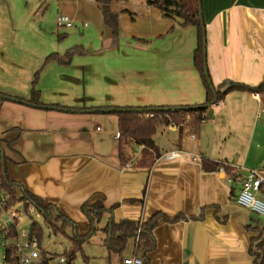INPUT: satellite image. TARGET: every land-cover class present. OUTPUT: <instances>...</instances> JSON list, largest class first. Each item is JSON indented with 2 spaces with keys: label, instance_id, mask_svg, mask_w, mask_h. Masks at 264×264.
Wrapping results in <instances>:
<instances>
[{
  "label": "crops",
  "instance_id": "0c3cea01",
  "mask_svg": "<svg viewBox=\"0 0 264 264\" xmlns=\"http://www.w3.org/2000/svg\"><path fill=\"white\" fill-rule=\"evenodd\" d=\"M148 1L113 4L120 25L115 39L95 0H50L52 13L43 17L23 9L18 15L16 5L0 0V95L18 100L0 105L12 192L21 198L27 190L73 222L85 202L103 196L106 209L115 206L103 216V227L111 219L143 223L158 212L182 216L155 228L149 264H254L251 238L254 228H264V218L238 206L241 184H229L204 161L229 162L243 176L264 172L261 96L234 91L209 106L200 122L187 115L178 124L160 123L153 140L161 157L149 170L138 167L142 146L120 144L115 114L88 111L206 102L194 65L197 29L165 17ZM202 9L215 88L230 81L264 85V0H202ZM55 14L75 20L82 35L71 31L67 40L76 41L47 44ZM72 48L81 53L71 63L50 59ZM37 75L35 88L48 108L28 103ZM170 152L182 157L164 159Z\"/></svg>",
  "mask_w": 264,
  "mask_h": 264
},
{
  "label": "trees",
  "instance_id": "16d2710c",
  "mask_svg": "<svg viewBox=\"0 0 264 264\" xmlns=\"http://www.w3.org/2000/svg\"><path fill=\"white\" fill-rule=\"evenodd\" d=\"M118 1L119 0H95L102 12L105 24L113 30L115 39L119 37L120 25L119 14L112 10V6ZM148 5L159 8L165 17L180 20L183 27H195L197 29L198 45L194 52V65L202 78L207 93V99L201 106L183 107L177 110H174V108H148L143 109L144 111L142 113H137L136 111H133L135 109L131 108H114L116 110L114 112H110L109 109L97 110L102 111L103 113H113L118 117L119 141L121 145L129 141H134L139 146H144L142 159L139 162L138 167L145 170L151 169L154 166L156 159L161 157L160 150L153 140L160 123L164 122L169 124L174 122L178 124L183 121L187 115H191L192 118L200 122L203 113L207 109L206 107L212 105L214 99L219 102L229 93L234 91H249L259 94L264 101V85L259 87H249L244 84L230 81L224 83L221 86V89H216L213 82L211 85L208 84L204 72L207 39L204 15L200 13L202 0H149ZM202 21L204 22L205 29L202 26ZM79 53H81L79 48H72L64 57L52 55L50 56V59H59L62 64H69L74 56L79 55ZM37 80L38 75L33 85L31 99L28 103L48 108L41 102L40 92L35 88ZM223 87H227V89L222 91ZM148 114H154V117H147ZM160 115L162 118H159ZM7 161L8 158L4 149L1 147L0 140V196L7 198V207L15 208L17 203L21 202L25 204L27 211L29 207L35 209L40 212L49 223L52 222V216H55L57 221L61 220L64 223L61 229L56 225H52L55 232L64 229L66 225H71L74 229V235L71 238L74 245V251L69 252L72 258L75 256V250L80 249L81 245L91 239L98 231H102L105 235L103 245L109 252V261L111 254L114 253L119 255L120 264H123L125 258L123 252L126 250L128 242L132 240L133 255L143 258L144 264H149L150 260L148 254L155 249V239L153 234L155 228L160 222L174 223L183 219L182 216L170 218L169 216L158 212L143 223H136L130 220H121L117 223L111 219L103 228H101L99 226L102 223L103 216L108 212H113V209H115V206L110 210L106 209L103 202L104 197L102 196L95 200H89L82 205L81 212L88 221L89 230L86 234L80 235L76 224L65 215L54 210V207L51 204H46L44 200L27 190L23 192L21 198H17L13 194V185L8 174ZM218 166L219 164L204 161V167L207 170L217 169ZM253 231L255 236L251 238L250 255L256 258L254 264H264V228L258 226L254 228ZM31 232L38 236L39 240L42 242V229L36 222L33 223Z\"/></svg>",
  "mask_w": 264,
  "mask_h": 264
},
{
  "label": "built area",
  "instance_id": "2783aa9c",
  "mask_svg": "<svg viewBox=\"0 0 264 264\" xmlns=\"http://www.w3.org/2000/svg\"><path fill=\"white\" fill-rule=\"evenodd\" d=\"M56 25L60 30L72 29L76 23L69 16L60 14L57 17ZM84 26H88V24L85 23ZM256 97H260V95L256 94ZM147 117L153 118L154 114H148ZM159 118L162 116L160 115ZM142 147L144 148V146ZM180 157H182L180 152H170L163 155L166 160ZM218 172L224 176L229 184H241V189L235 199L236 204L264 218V199L260 198V195L264 193V172L254 169L243 176L229 162H221ZM7 203V198L0 196V236L4 240L5 249L2 264H75L70 253L64 255L51 254L43 249L38 236L32 232L21 233L19 222L23 219V213L15 208H8ZM39 215L41 214L39 213ZM3 217L6 219L1 221ZM123 264H144V260L132 255L125 257Z\"/></svg>",
  "mask_w": 264,
  "mask_h": 264
},
{
  "label": "rangeland",
  "instance_id": "374dc122",
  "mask_svg": "<svg viewBox=\"0 0 264 264\" xmlns=\"http://www.w3.org/2000/svg\"><path fill=\"white\" fill-rule=\"evenodd\" d=\"M5 4H14L17 6V9L19 11L18 15H20V12L22 9L24 11H31L39 13V16L43 17L46 14H51L52 11L50 0H3ZM132 1V0H131ZM146 1V0H143ZM55 13H57V9L54 8ZM44 13V14H43ZM60 14H55V16L52 19V36L53 39L47 40V44L53 45L56 43V46H59L61 43V40L65 39L67 42H73L76 41L77 38L68 39L67 35L71 33V31L77 33L79 36L82 35L77 28H74L73 30H65L61 29L59 30L56 25L57 17ZM82 17V16H81ZM80 17V19H82ZM75 21V20H74ZM81 22L82 21H78ZM77 27L78 24H76ZM80 28V27H79ZM82 28V26H81ZM59 30V31H58ZM64 40V41H65ZM216 83V80H214ZM218 85V84H216ZM13 166V165H12ZM10 173L12 174L13 178L17 179L18 175L11 171V166L9 165ZM260 198L264 199V196L261 194ZM15 209L23 213V219L19 222V229L20 232H27L30 233L32 231V225L34 222H36L42 229V247L45 251L56 254V255H64L66 253H69L71 251H74V245L71 241L72 236L74 235V229L71 225H66L64 229L55 232L52 225H56L60 229L63 227V222L61 220L57 221L55 216H52V222L49 223V221L41 214L39 215V212L35 209L29 207L28 211L26 210L25 204L23 203H17L15 206ZM256 218H258L257 215H255ZM6 217H3L1 221H4ZM72 219L74 220L77 229L79 231L80 235H84L88 232L89 226L88 221L86 217L80 212L72 216ZM105 222H102L100 224L101 227H103V224ZM99 226V227H100ZM104 233L102 231H98L95 235L92 236L91 239H89L87 242H85L83 245H81L80 249L75 250V256H74V263L75 264H120V257L118 254H111L110 261H109V252L106 249V247L103 245ZM4 240L0 236V264L3 262V252H4ZM133 250V242L130 240L128 242V246L126 250L123 252V256H131ZM86 259V261H85Z\"/></svg>",
  "mask_w": 264,
  "mask_h": 264
},
{
  "label": "water",
  "instance_id": "95a60500",
  "mask_svg": "<svg viewBox=\"0 0 264 264\" xmlns=\"http://www.w3.org/2000/svg\"><path fill=\"white\" fill-rule=\"evenodd\" d=\"M200 13L203 14L202 5H201V7H200ZM202 26H203L204 29H205V25H204V22H203V21H202ZM204 72H205V76H206V78H207L208 84L211 85V84H212V80H211V78H210V73H209L208 64H207V50L205 51V58H204ZM4 100H10V101H14V102H17V101H18V100L15 99V98H10V97H7V96H2V95H0V105L2 104V102H3ZM216 103H217V101H216V99H214L212 105H213V104H216ZM209 106H211V105H208L206 108H208ZM177 109H179V108H174V110H177ZM88 111H89V112H95V111H97V110H88ZM109 111H110V112H114V111H116V110H115V109H110ZM133 111H136L137 113H142L144 110H143V109H135V110H133Z\"/></svg>",
  "mask_w": 264,
  "mask_h": 264
}]
</instances>
